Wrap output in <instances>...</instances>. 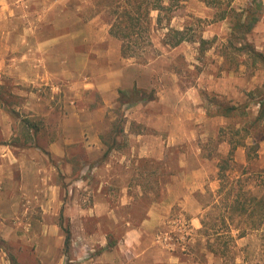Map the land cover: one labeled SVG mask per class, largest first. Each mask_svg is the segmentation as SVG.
Returning <instances> with one entry per match:
<instances>
[{
    "label": "rangeland",
    "instance_id": "374dc122",
    "mask_svg": "<svg viewBox=\"0 0 264 264\" xmlns=\"http://www.w3.org/2000/svg\"><path fill=\"white\" fill-rule=\"evenodd\" d=\"M10 1L18 13L17 0ZM99 1L91 0L84 11L86 17L100 9ZM248 1L235 0L236 12L226 20H220L218 11L202 0H188L173 12L172 26L211 42V49L204 55L200 54L198 42H185L176 48L162 45L165 31H159L153 34V46L143 59L124 58V83L114 107L109 109L114 120L102 130L104 151L97 158H89L83 144L69 146L73 157H53L48 153L51 140L62 132L64 111L55 107L49 115L42 116L28 104L39 94L36 87L21 86L8 76L0 78V150L8 147L19 153L37 149L42 152L52 171V182L60 187L64 236L65 230L71 232L73 224H81L72 223L68 215L85 213L83 225L90 257L118 248L128 231L150 221L155 246L176 257L175 264H264L261 228L233 241L230 220L223 223L220 216L214 230H209L211 235L200 232L201 219L209 222L210 211L215 213L214 218L224 213L220 203L218 208L212 207L211 194L215 195L220 186L219 159L230 150L225 140L243 120L208 117L205 108L214 109L213 103L225 102L250 106L254 112L256 104L264 99V68L253 65L248 49H235L249 45L264 54V13L244 39L232 36L237 20L246 15ZM134 86L147 89L154 100L120 107V89ZM88 98L96 105L99 96L90 94ZM130 111L137 120L131 118ZM143 114L154 116L139 122ZM159 114L164 118L155 117ZM118 117L123 119L120 125L124 132L116 136L112 129ZM139 135L153 141L145 142V137ZM113 137L117 144L109 150ZM235 158L244 164L245 151L238 150ZM261 171L264 141L250 165L249 182L261 185ZM204 204L211 205L204 210ZM70 238L67 253L72 240L77 241L72 233ZM102 240L106 241L104 246L100 244ZM209 247L224 254L217 257Z\"/></svg>",
    "mask_w": 264,
    "mask_h": 264
},
{
    "label": "crops",
    "instance_id": "0c3cea01",
    "mask_svg": "<svg viewBox=\"0 0 264 264\" xmlns=\"http://www.w3.org/2000/svg\"><path fill=\"white\" fill-rule=\"evenodd\" d=\"M91 3L17 0L16 13L11 8L15 3L0 0V78L8 76L21 86L36 87L39 94L28 104L42 116L55 107L64 111L62 132L48 145L53 157L72 156L69 146L74 144H83L89 158L104 151L101 133L114 120L109 109L124 83L122 42L110 35L102 13L86 17L84 11ZM90 94L99 96L96 105ZM152 116L143 114L139 122ZM51 175L38 149L0 150V264H175L176 257L155 246L150 221L128 231L118 248L90 257L85 213L68 215L72 223L81 224L72 225L77 241L74 238L71 251L65 253L60 187Z\"/></svg>",
    "mask_w": 264,
    "mask_h": 264
},
{
    "label": "trees",
    "instance_id": "16d2710c",
    "mask_svg": "<svg viewBox=\"0 0 264 264\" xmlns=\"http://www.w3.org/2000/svg\"><path fill=\"white\" fill-rule=\"evenodd\" d=\"M188 0H100V7L94 15L102 13L105 20L110 25V35L122 42V56L124 58L143 59L149 54V47L153 46V34L159 31H165L161 44L176 48L185 42H198L200 54L204 55L211 49V42L203 37L189 36L186 29H178L172 26L173 12L183 6ZM206 5L216 9L220 20H226L233 17L236 12L233 3L235 0H202ZM246 15L244 19H238L233 27V35L236 39H244L260 22L264 13V4L261 0H249L246 4ZM157 13L154 17L153 13ZM248 49L247 54L252 58L254 66L264 68V54L250 48L235 47L238 51ZM144 55V56H143ZM136 83V82H135ZM118 104H138L153 101V95L148 93L145 88L134 86L130 90L120 89ZM153 94V93H152ZM214 109L206 107L208 117H222L233 121L242 118L239 127L233 135L225 140L229 144L228 155L219 159L218 180L219 189L215 195H212L214 202L212 207L218 208L220 203L225 209L224 213H215L210 211V221L201 219L202 228L200 232L204 235H211L209 230H214L216 220L223 223L229 221L231 239H241L248 232H253L261 228L264 232V179L261 185H254L249 182L250 165L258 157L260 144L264 141V99L256 104V111L252 107L241 104H229L225 102H216ZM122 117V116H121ZM118 117V123H113L112 131L116 136L124 132L121 127L123 119ZM231 125V124H230ZM243 133V134H241ZM224 140V139H222ZM117 140L113 137L112 145ZM115 147V146H114ZM243 149L246 153V162L244 164L236 161V153ZM110 152L108 151L106 155ZM264 174V171H261ZM220 199V201H219ZM211 204H204L203 209ZM209 215V214H208ZM221 216V217H220ZM220 217V218H219ZM237 231V235L233 232ZM65 252L67 253L71 245V232L65 230ZM110 246H114L110 243ZM209 251L217 257L223 255L220 252L209 247ZM236 264V263H233Z\"/></svg>",
    "mask_w": 264,
    "mask_h": 264
}]
</instances>
